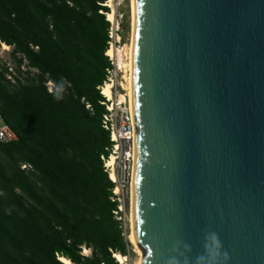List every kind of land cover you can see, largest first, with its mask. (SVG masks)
<instances>
[{
  "label": "water",
  "instance_id": "95a60500",
  "mask_svg": "<svg viewBox=\"0 0 264 264\" xmlns=\"http://www.w3.org/2000/svg\"><path fill=\"white\" fill-rule=\"evenodd\" d=\"M131 93L143 264H264V0H136Z\"/></svg>",
  "mask_w": 264,
  "mask_h": 264
},
{
  "label": "trees",
  "instance_id": "16d2710c",
  "mask_svg": "<svg viewBox=\"0 0 264 264\" xmlns=\"http://www.w3.org/2000/svg\"><path fill=\"white\" fill-rule=\"evenodd\" d=\"M109 11L106 0H0V43L18 72L25 60L38 69L12 84L0 67V112L18 134L0 142V264H118L111 249L132 248L101 158ZM48 79L64 82L63 100Z\"/></svg>",
  "mask_w": 264,
  "mask_h": 264
},
{
  "label": "built area",
  "instance_id": "2783aa9c",
  "mask_svg": "<svg viewBox=\"0 0 264 264\" xmlns=\"http://www.w3.org/2000/svg\"><path fill=\"white\" fill-rule=\"evenodd\" d=\"M111 26L109 29V48L117 47L121 43V23L116 18V21H110ZM3 47L4 42L0 43ZM13 48L9 46L7 51ZM108 55V52H106ZM18 56H23L18 53ZM111 62V67L107 68L106 79L98 86L100 93L104 96L101 103L105 106L106 110L103 113V127L110 132L111 144L106 147L108 154H102L104 169L108 173L109 178L113 182L111 189V200L116 203L113 209V214L119 220L125 229L127 222L131 218L132 211V190L134 180L135 168V153H136V125L132 111V100L130 89L128 87V80L125 77V71L122 73L118 68L116 59L112 55H108ZM25 63L21 65L22 72H18L12 62L7 59H0V67L5 68V75L12 84L21 79L23 82L28 76ZM26 69V70H25ZM37 73L38 69L34 68ZM47 88L50 84H54L51 79L45 82ZM109 88L110 94L105 93V89ZM49 91V90H48ZM87 108L91 109L89 103L86 104ZM0 133L3 138L0 142H11L18 139L17 132L8 124L2 113L0 112ZM114 155L115 160L110 164V159ZM23 164L22 167H26ZM125 234V230H124ZM126 237L127 234H125ZM132 249L128 248V253L123 255V259L116 257L117 252L111 249L113 257L116 258L118 264H134L132 257ZM86 248H83V252ZM90 253L91 250L89 249Z\"/></svg>",
  "mask_w": 264,
  "mask_h": 264
},
{
  "label": "bare ground",
  "instance_id": "6f19581e",
  "mask_svg": "<svg viewBox=\"0 0 264 264\" xmlns=\"http://www.w3.org/2000/svg\"><path fill=\"white\" fill-rule=\"evenodd\" d=\"M106 4L110 7H112V10L107 12L108 19L110 21L116 20V4L115 0H107ZM131 9H132V33H131V42L129 43H124L123 45L117 46V47H112L108 48L107 52L108 55H112L117 62L118 68H120L121 71H125V77L128 80V87L130 89V94L133 86V61H134V31H135V19H136V0H131ZM10 45L4 43L3 48L8 49ZM105 93L107 95L110 94L109 88L105 89ZM131 100H132V95H131ZM115 160L114 155L110 159V164H112ZM132 203H133V196H132ZM130 226H131V231L129 234L130 241L134 244L136 247L135 250L139 254V260L138 264H143V250L140 248L138 243L136 242L135 238V232H134V218H133V209L131 213V218H130ZM85 254L89 253V249L86 248L84 251ZM116 257L118 259H123V254L120 255L119 253L116 254ZM60 259L62 262L65 264H75L71 260L67 259L64 256H61Z\"/></svg>",
  "mask_w": 264,
  "mask_h": 264
},
{
  "label": "rangeland",
  "instance_id": "374dc122",
  "mask_svg": "<svg viewBox=\"0 0 264 264\" xmlns=\"http://www.w3.org/2000/svg\"><path fill=\"white\" fill-rule=\"evenodd\" d=\"M106 2H107V0H106ZM115 4H116V18L121 23V37H122V40H121V43L119 44V46H120V45H123L124 43L131 42V33H132L131 0H115ZM109 8H110V10H112V7L109 6ZM12 50H13V48L11 50L7 51L0 44V59L1 60L7 59L8 62H12V65L14 67H16V59L12 55ZM25 68L27 70L31 71V75L37 74V71L34 68H30L29 69V67H27V66ZM122 73H124V72L122 71ZM127 223H128L127 227L124 230H125V234H127V236H128L127 238L130 240L129 234H130V231H131V226H130L129 220H128ZM132 248H133L132 249L133 263L134 264H138L137 262L139 260V254L136 252V250H135L136 247L134 246L133 243H132ZM88 254H90V251H89Z\"/></svg>",
  "mask_w": 264,
  "mask_h": 264
},
{
  "label": "clouds",
  "instance_id": "9594fccd",
  "mask_svg": "<svg viewBox=\"0 0 264 264\" xmlns=\"http://www.w3.org/2000/svg\"><path fill=\"white\" fill-rule=\"evenodd\" d=\"M48 90L55 100L60 101L64 99L63 93L65 91V84L62 80L58 83L50 84ZM2 138L3 134L0 133V139ZM204 247L206 255L198 257L197 264H216L222 245L215 233H211L205 238ZM119 254L122 255L121 253ZM223 256L224 259H227V253H224Z\"/></svg>",
  "mask_w": 264,
  "mask_h": 264
}]
</instances>
